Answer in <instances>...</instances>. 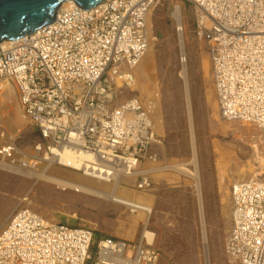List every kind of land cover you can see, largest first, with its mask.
I'll return each instance as SVG.
<instances>
[{
	"label": "built area",
	"instance_id": "obj_1",
	"mask_svg": "<svg viewBox=\"0 0 264 264\" xmlns=\"http://www.w3.org/2000/svg\"><path fill=\"white\" fill-rule=\"evenodd\" d=\"M157 1L102 0L89 9L74 3L61 8L53 23L8 46L0 43V86L15 84L25 115L42 135L37 157L69 148L115 167L110 178L121 169L130 174L141 160H157L151 149L161 140L140 98L115 103L135 81V68L151 46L147 13ZM188 1L197 9L198 31L207 34L214 61L244 62L240 51L250 37L261 39L264 53V0ZM207 21L213 22L210 33L204 32ZM0 158L22 164L26 157L15 142H7ZM253 180L232 186L234 225L227 250L241 264H264V176ZM151 184L150 175L138 176V189ZM15 213L0 234V264H157L160 259L146 239L96 238L91 229L52 223L27 208Z\"/></svg>",
	"mask_w": 264,
	"mask_h": 264
},
{
	"label": "rangeland",
	"instance_id": "obj_2",
	"mask_svg": "<svg viewBox=\"0 0 264 264\" xmlns=\"http://www.w3.org/2000/svg\"><path fill=\"white\" fill-rule=\"evenodd\" d=\"M177 4L185 25L183 41L174 14ZM196 13V7L187 0H158L150 8V49L135 68V82L118 98L122 103L139 97L161 140L151 149L157 160H144L131 176L121 180L117 190L118 195L150 206V214L30 176L28 172L45 171L54 178L69 179L91 189H113L78 170L51 163L44 159L45 154L37 157L36 145L43 138L25 119L12 86L0 94V147L9 143L10 135L16 150L26 158L22 164L2 158L0 162L26 171L0 167V231L20 208L32 209L52 223L87 227L96 238L111 236L131 243L138 242L148 221L160 252L157 264H240L226 248L233 228L232 186L237 181L264 176V128L222 117L207 34H199ZM208 25L204 27L206 33ZM183 54L188 65V87L179 74ZM194 142L198 178L171 167L192 161ZM142 171H148L151 177L148 189L137 188Z\"/></svg>",
	"mask_w": 264,
	"mask_h": 264
},
{
	"label": "bare ground",
	"instance_id": "obj_3",
	"mask_svg": "<svg viewBox=\"0 0 264 264\" xmlns=\"http://www.w3.org/2000/svg\"><path fill=\"white\" fill-rule=\"evenodd\" d=\"M74 3L75 2L73 0L64 1L62 4H60V6L61 5L62 6L58 7V9H57L58 11H56V15H57V13L60 12L59 10L61 8H64V9L68 8L71 5H73ZM101 3H102V1L99 4H101ZM99 4H97V5H99ZM174 14H175V17L179 21L178 30L180 32V37L183 41V35L182 34L184 33L183 32V26H185V25H183V22L180 19L181 18V8L178 4L176 5V10H175ZM219 23H221V22H219ZM207 24H209L207 33H210V29H211L213 22L208 21ZM260 41H261V39L256 40V39H253L252 37H250L246 41L247 47L242 48L240 51L242 54H244V55H241V57H243L244 62L241 60H238L236 58L229 59V61L232 62L234 65L229 63L225 58H219V59L214 61L212 55H211V60H212L213 79H214V84H215V88H216L217 96H218V103H219L218 105H219V109H220L222 117H225L227 119H232V120H242V121H246V122H250V123H254V124H259L264 128V102H263V100H264V53L260 50V46H259ZM9 42H10V40H4L1 43H2V45L8 46L10 44ZM255 43H257L256 46H254ZM213 44H214V42L212 41L211 45H213ZM209 45H210V43H209V39H208V46ZM209 49H210V46H209ZM182 52H183V50H182ZM213 52L216 53L217 50L213 49ZM259 52L262 54V56H260V57L257 56V53H259ZM210 54H211V52H210ZM261 57H262V59H261ZM182 60H183V61H181L182 66L180 68L179 74H180V76H182L184 78L186 85L188 87V75H187L188 65H187V60H186L185 54H183ZM242 70H243L244 74H239ZM219 72H221V73H219ZM133 82H135V81L133 80L132 82H130L129 85L131 86L133 84ZM12 86L15 88V90L18 93V98L20 101V105L22 107L19 91L13 82L4 81L0 86V94L2 92H5L8 88H10ZM121 92L122 91H120L118 93L116 100H115V103L117 105H121V104L126 102V101L122 102V103L119 102L118 98H119V95ZM231 94H234V98H232ZM138 100L140 102L142 101L141 99H138ZM187 100H188V104L190 105L189 91H187ZM142 103L143 102H141V104ZM142 105H144V104H142ZM146 112H148V111L146 110ZM23 113H24V111H23ZM24 115H25V113H24ZM24 117H25V119L27 118L29 121H31V119L29 117H27L26 115ZM149 119H150L152 125L155 127V122H154L153 118L151 117V115L149 116ZM8 138H9V144L14 142V140L12 139V137L10 135L8 136ZM192 138L194 139L193 128H192ZM194 141H195V139H194ZM193 146L195 147V142H194ZM16 149H17V146H16ZM193 151H194V153H193L192 161H190L188 163H186V162L185 163H179V164L173 165L171 167L182 172V173H186L188 175H192L195 178H198L199 174H198V170H197L196 147L194 148ZM54 152H55V154L52 157H50V158L46 157L44 159L50 160L51 163L57 162L59 164H62V166L64 165V166L70 167L72 169L78 170V171L82 172L88 178L107 183L113 189L109 192L104 191V190L94 189L93 187H92L93 189H91V187H89L88 185H82V184L80 185L79 183H75V181H72L69 179L54 178L49 173H46L45 171H42L40 173L27 171L28 174L30 176H35V177H38L40 179L52 180V181L58 182L60 184L75 188V189L91 192V193L97 194L99 196H102L105 199H109L113 202L126 204V205H130V206H135L137 208H140L141 210H144L147 214H150V212L152 211V208L150 206L146 205L145 203H143L141 201H138V200L132 199V198H127V197H124V196L117 194V190H118V187H119L121 180L124 177L131 176L134 173L136 166L138 165L137 167H139L141 165L140 163H142L144 160L143 161L141 160L142 162L140 161V163L138 162L136 165H134V170H132L130 174H123L122 169H121L113 177L110 178V169L111 168L115 169V167L112 166L109 169V167L106 165H98L93 160H91L92 159L91 155H88L85 153L77 154V153L73 152L72 150H70L69 148L57 149ZM153 157L156 160V156H153ZM191 164L194 165V168H192L190 166ZM0 167L11 168V169H15V170H22L23 172L26 171L25 169H22L20 166L17 167L15 165H12L10 163H5V162H2V163L0 162ZM142 174L149 175L148 171H142L141 175ZM248 181H252V180H248ZM253 181H255V180H253ZM251 183L252 182H250L249 184H251ZM241 189L243 191H245L243 188H241ZM248 192H251V191L247 190L244 193L246 194ZM249 199L255 200V196L249 195ZM232 200H233V197H232ZM20 209H23V208H20ZM20 209H18V210H20ZM27 209H29V208H27ZM30 210H32V209H30ZM32 211L37 213L41 217H43L38 212H36L34 210H32ZM233 211H234V204H233ZM15 212L13 215L16 214ZM13 215L11 216V218L14 217ZM147 219H148V217H147ZM8 221H7V223H8ZM144 223H145V225H144L142 234H141L138 242L139 241L141 242L143 239H146L147 242L155 245L156 233H155V231H153L149 228V222L148 221H146ZM6 224L4 225L2 230L0 231V234L5 229ZM233 225H234V212H233ZM81 228L89 229L87 227H82V226H81ZM122 240H124V239H122ZM234 260L237 261V259H234ZM240 264H241V262H240Z\"/></svg>",
	"mask_w": 264,
	"mask_h": 264
},
{
	"label": "water",
	"instance_id": "obj_4",
	"mask_svg": "<svg viewBox=\"0 0 264 264\" xmlns=\"http://www.w3.org/2000/svg\"><path fill=\"white\" fill-rule=\"evenodd\" d=\"M64 1L68 0H0V43L17 40L53 23L57 9ZM73 1L89 9L102 0Z\"/></svg>",
	"mask_w": 264,
	"mask_h": 264
}]
</instances>
